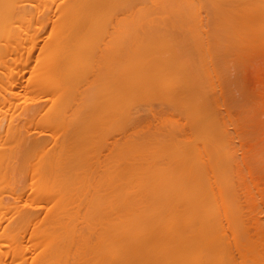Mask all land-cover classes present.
<instances>
[{
  "label": "bare ground",
  "instance_id": "obj_1",
  "mask_svg": "<svg viewBox=\"0 0 264 264\" xmlns=\"http://www.w3.org/2000/svg\"><path fill=\"white\" fill-rule=\"evenodd\" d=\"M263 56L264 0H0V264H264Z\"/></svg>",
  "mask_w": 264,
  "mask_h": 264
},
{
  "label": "rangeland",
  "instance_id": "obj_2",
  "mask_svg": "<svg viewBox=\"0 0 264 264\" xmlns=\"http://www.w3.org/2000/svg\"><path fill=\"white\" fill-rule=\"evenodd\" d=\"M192 22V21H191ZM192 24V26H193V22L191 23ZM190 24V25H191ZM213 25V24H212ZM213 30V32L215 31L214 30V28H212ZM189 31V38H191V36H192V39L193 40H195V34L196 33H193L192 34V31H190V29L188 30ZM215 35V34H214ZM215 37V38H214ZM213 38L216 40V41H219V39L216 37V36H214ZM264 57V56H263ZM262 57V59L264 60V58ZM260 60H262L261 59V57L259 58ZM225 72H223V74H224ZM222 74V73H221ZM226 74H228V73H225V75ZM231 75H233V74H231ZM231 75H229L228 74V76H231ZM222 76H224V75H222ZM227 75H226V79H225V77H223L222 78V81H224V86L226 87V86H229L231 89H233L234 90V88H238V85H237V83L235 82V78H234V76L232 77H228ZM227 77H228V79L230 78V80L232 81V78H234L233 79V83H236V87L233 85V83L230 81V80H228V81H230V82H228V81H226L227 80ZM254 79V78H253ZM263 79H264V77H263ZM263 79H261V81L262 82H264V80ZM255 83L253 80H251V79H249L248 81H246L247 83H245V86H246V84H247V86H246V88L248 87L249 88V86L251 85V86H253V83ZM258 81V80H257ZM256 81V82H257ZM249 82V83H248ZM252 83V84H251ZM248 84H249V86H248ZM262 85L264 86V83H261V87L260 88H258L257 87V89H255V87L257 86V84L255 83V86H254V89L253 90H251V88H249V90L248 89H246V91H248V97H251L252 99H254L255 97V95L256 94H254V90H255V92H257V91H259L260 93H262V95L261 96H259L260 94L258 93V95H256V100H252V103L253 102H255L254 103V108H255V106H258L257 107V110H258V112L255 110V109H253V111H254V114H255V118H259V120L261 119L262 121H263V126H261V129L260 130H262L261 132L259 131L258 132V128H260L259 126H260V124H259V122H261V120L260 121H258L257 123V127H256V125L255 126H253L254 128H256L255 130V132H251V134H252V139H254V140H250V142H247V141H249V140H247L246 141V145L244 144L243 145V147H242V149L241 148H239L238 149V152H239V154L238 155H241V154H243L242 152L244 151V153H246L244 156H245V158H246V156L248 155V157H247V159H245V160H247V164L245 163V162H241V164L242 165H244V164H246V166L244 167L245 169L243 170V180H244V184H243V187H242V189L244 190V191H246L247 193L249 192V193H251V195L249 194V196L250 197H252V198H249V196H247L248 198H245V201H246V199H247V202H249V203H246V202H244V199H240V201H241V203L243 202L244 204L246 203V205H242L241 203H239L240 204V206H239V209H241L242 211H240V212H242V215L244 214V211L245 210H243L242 208H244V209H246L248 206V204L251 206V204H252V202L254 201L255 202V204H254V202H253V205H252V207L251 208H253V209H251V211H253V213H254V210H256L257 211V213L259 214V212H261L260 213V215H256V211H255V213H254V216L252 215V212H250L249 210H248V212H246V213H248L247 214V216L248 215H252V216H249V218H245L244 220V223L246 222V220H248V219H253L254 221H256L255 223H254V221H252V220H248L247 221V223H245V225L244 226H242L241 225V223H240V220L238 221V223H237V221L236 220H238L237 219V215L239 214V212L237 213V215H236V219H235V222L237 223V225L239 226V227H241L242 229H245V228H249L250 229V227L251 226H253V223H254V225L255 226H257V224H259V222L260 221H258L257 220V217H259V219L260 220H262V223L264 222V178H263V176H264V88H262ZM245 86H244V88H245ZM250 86V87H251ZM224 87V88H225ZM229 87H226L227 89H224V90H229V91H225V98L227 99L228 98V96L230 97V95H228V93L230 92V90L231 89H229ZM243 89V88H242ZM237 93H238V91H237ZM251 93H253V94H251ZM229 94H231V92L229 93ZM234 94H235V91H234ZM254 97V98H253ZM233 98L234 97H231V100L233 101ZM251 98H250V101L249 102H246L245 101V105L246 106H243L242 105V108L243 107H248L249 106V103L251 102ZM225 99V100H226ZM247 100H249V98L247 99ZM228 99L226 100V102L228 103ZM233 102H235V99H234V101ZM251 103V104H252ZM230 104V103H229ZM236 104V103H235ZM242 104V103H241ZM244 104V103H243ZM247 104H248V106H247ZM231 105L232 106H234L233 104H232V102H231ZM238 105V104H237ZM252 105H250V107H251ZM238 107V106H237ZM239 107H240V105H239ZM241 108V107H240ZM252 111V112H253ZM255 111H256V113H255ZM260 112V113H259ZM258 113H259V117H257L258 116ZM248 128V127H247ZM258 129V130H257ZM250 130V129H249ZM253 131H254V129H253ZM259 133V136L261 137L260 139L258 138L259 136H258V133ZM261 134H262V136H261ZM254 136H256V138L258 139V140H256V138H254ZM258 136V137H257ZM252 141V142H251ZM251 145H250V144ZM253 144V145H252ZM245 147V148H244ZM245 149V150H244ZM246 151H250V152H246ZM237 152V153H238ZM240 158V157H239ZM242 159V158H241ZM246 173V174H245ZM263 173V174H262ZM262 176L261 178H260V176ZM247 182V183H246ZM260 184V185H259ZM259 186V187H258ZM237 187H238V185H237ZM263 188V189H262ZM242 189L241 188H239V193L242 191ZM248 190V191H247ZM244 191H242V193H244ZM245 192V193H246ZM242 193H240V197H242ZM248 194H244V196L245 195H248ZM232 195H236V194H234V190L231 192V195H230V197H229V200L228 201H230V199L231 198H233V197H231ZM258 196V197H257ZM246 197V196H245ZM244 198V197H243ZM257 198H259V199H257ZM248 199H252V202H251V200H248ZM260 199H261V202H260ZM232 200V199H231ZM233 200H234V198H233ZM262 200H263V202H262ZM232 202V201H231ZM238 202H239V200H238ZM237 202V200L235 199V203H238ZM228 203H230V202H228ZM234 203V202H233ZM256 203H258V204H260V206L258 205V204H256ZM232 204V203H231ZM231 204L229 205V206H231ZM238 204V205H239ZM245 206H247V207H245ZM249 206V207H250ZM256 206V207H255ZM258 206V207H257ZM233 207V208H232ZM231 207V211L235 208V204H234V206H232ZM254 207L255 208H257V209H254ZM228 208V207H227ZM259 208H260V210H259ZM247 209H249V208H247ZM230 211V210H229ZM259 211V212H258ZM235 212V211H234ZM234 212H233V215L231 216L232 218H233V216H234ZM237 212V211H236ZM250 212V213H249ZM230 212H228V214H229ZM245 213V214H246ZM262 214H263V216H262ZM230 215V214H229ZM240 216H241V214H240ZM246 216V215H245ZM262 216V217H261ZM235 217V216H234ZM243 217H244V215L242 216V219H243ZM254 217H255V219H254ZM229 218V221L228 222H232V221H234V220H232L231 221V218L230 217H228ZM227 220L224 218V223L226 222ZM251 221V222H250ZM235 222H234V224H235ZM240 223V224H239ZM248 223H251V226H249L250 224H248ZM261 223V227L260 226H258V227H260L261 229L262 228H264V224H262ZM226 225H227V222H226ZM230 225V227H231V230L232 231H234V233H235V237H236V239L235 240H237V242L238 243H240L238 240L240 239V238H238L237 236H239V234L240 233H242V235H243V230H242V232H241V228H240V232H239V230H238V233L239 234H237L236 232V227L235 226H237L236 224H235V226H234V230L232 229V223L231 224H229ZM232 225V226H231ZM241 225V226H240ZM246 225H248V226H246ZM252 229H254V226L252 227ZM255 230V229H254ZM246 231L248 232V230H245V232L244 233H246ZM256 231V230H255ZM255 231H252L251 233H253V232H255ZM262 231H264V229L262 230ZM257 232V231H256ZM229 234H231V233H229ZM232 235V234H231ZM237 235V236H236ZM240 236V237H243V236H246V235H243V236ZM220 236H221V234H220ZM248 237V236H247ZM231 238H233V235H232V237ZM243 239H246V237L245 238H242V240L240 239V241H242L243 242ZM246 241H248V239H246ZM241 242V243H242ZM240 243V244H241ZM245 244V245H244ZM247 244V242L245 243H243V245L245 246H243V245H241V250L243 251V252H246V253H248L249 252V249H247L248 248V245H246ZM243 246V247H242ZM246 248V249H245ZM245 250V251H244ZM250 253V252H249ZM250 255V254H249ZM253 263V260H251L250 259V263ZM248 263H249V261H248Z\"/></svg>",
  "mask_w": 264,
  "mask_h": 264
}]
</instances>
